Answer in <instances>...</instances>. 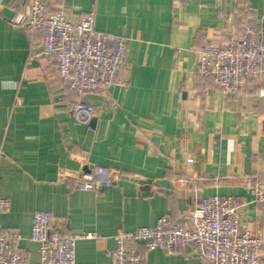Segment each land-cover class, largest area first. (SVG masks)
<instances>
[{
  "label": "crops",
  "instance_id": "obj_1",
  "mask_svg": "<svg viewBox=\"0 0 264 264\" xmlns=\"http://www.w3.org/2000/svg\"><path fill=\"white\" fill-rule=\"evenodd\" d=\"M28 2L0 0V197L11 202L0 226L22 233L29 264H41L30 239L37 210L50 211L66 234H100L77 241L76 264H113L120 231L188 212L212 195L253 200L264 178V79L228 96L198 73L197 60L248 25L264 37V0L59 1L70 13L94 7L98 30L128 39L119 74L127 85L111 89L118 108L101 109L93 125L74 119L75 94L29 41ZM93 165L122 177L102 192L78 190L75 180ZM245 214L251 229L264 231L262 204L251 202ZM142 251L147 264H202L189 250Z\"/></svg>",
  "mask_w": 264,
  "mask_h": 264
},
{
  "label": "built area",
  "instance_id": "obj_2",
  "mask_svg": "<svg viewBox=\"0 0 264 264\" xmlns=\"http://www.w3.org/2000/svg\"><path fill=\"white\" fill-rule=\"evenodd\" d=\"M59 1L29 0L22 23L29 41L39 43L41 52L54 61L64 86L75 94L70 113L89 124L101 109L118 108L111 89L127 85L119 74L128 63V39L98 30L94 7L70 13ZM197 63L202 77L213 78L223 93L236 96L246 82L264 79L260 28L248 25L240 35H229L225 45L211 42L198 52ZM89 95L100 96V102L87 99ZM121 177L113 167L93 165L75 180V187L102 192ZM251 202L264 206V178L256 182L250 202L234 195H212L188 212L165 214L154 225L118 232L116 247L110 251L113 264H147L142 250L155 249L189 250L202 264H264V231L253 230L244 221ZM10 210V200L0 197V214ZM53 221L50 211L34 212L30 239L39 244L41 264H76L77 241L100 238L95 232L66 234ZM23 238L18 230L0 226V264H29L19 247Z\"/></svg>",
  "mask_w": 264,
  "mask_h": 264
},
{
  "label": "water",
  "instance_id": "obj_3",
  "mask_svg": "<svg viewBox=\"0 0 264 264\" xmlns=\"http://www.w3.org/2000/svg\"><path fill=\"white\" fill-rule=\"evenodd\" d=\"M95 121H96V119L94 118V119H92V121H91V124L93 125V124H95ZM148 183L150 182V180L149 181H147ZM152 182V181H151ZM154 184H158V185H160L161 183H160V181H158V182H155Z\"/></svg>",
  "mask_w": 264,
  "mask_h": 264
}]
</instances>
